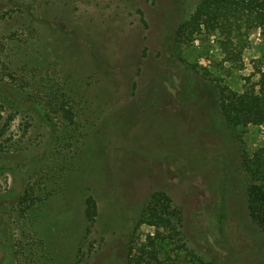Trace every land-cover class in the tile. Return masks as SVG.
<instances>
[{
    "label": "rangeland",
    "instance_id": "rangeland-1",
    "mask_svg": "<svg viewBox=\"0 0 264 264\" xmlns=\"http://www.w3.org/2000/svg\"><path fill=\"white\" fill-rule=\"evenodd\" d=\"M198 1L0 0V264H127L159 191L188 240L169 264H264L242 164L264 125L242 138L226 121L205 77L224 58L215 37L177 39ZM249 42L242 69L222 67L239 93L264 69V41ZM38 183L44 198L19 205Z\"/></svg>",
    "mask_w": 264,
    "mask_h": 264
},
{
    "label": "trees",
    "instance_id": "trees-1",
    "mask_svg": "<svg viewBox=\"0 0 264 264\" xmlns=\"http://www.w3.org/2000/svg\"><path fill=\"white\" fill-rule=\"evenodd\" d=\"M200 34L215 37L224 55L219 75L206 69L205 77L211 82L217 81L221 111L230 127L244 138L249 127L264 125V69L257 67L255 71L260 75L259 82L251 84V79L246 78L247 87L243 93H239L224 84L222 67L229 63L232 69H242V55L250 44L251 36L259 34L264 41V0H199L194 12L179 25L176 36L182 43L183 38L188 42ZM71 103L75 105L74 100ZM64 111L68 121H73L72 111ZM242 164L251 178L247 190L249 215L264 234V146L251 156L245 152ZM52 172L55 173L54 170ZM39 187V183L27 187L21 204L35 199ZM38 193L41 198L36 197V200L40 201L44 198L41 188ZM85 205L84 217L86 223L92 226L99 216L98 202L95 197H89ZM143 225L155 229L154 234L146 235L145 242L136 237ZM183 228L182 210L174 207L166 192H155L140 213L138 226L130 241L127 264L173 262V255L178 257L179 252H185L188 247Z\"/></svg>",
    "mask_w": 264,
    "mask_h": 264
},
{
    "label": "flooded vegetation",
    "instance_id": "flooded-vegetation-1",
    "mask_svg": "<svg viewBox=\"0 0 264 264\" xmlns=\"http://www.w3.org/2000/svg\"><path fill=\"white\" fill-rule=\"evenodd\" d=\"M1 169V168H0ZM25 196V193H24V195L22 196V198ZM22 198L20 199V202H19V205H21V206H24V204H21V201H22ZM28 203H30V200H28ZM28 203H26V204H28ZM30 205L28 204V207H29ZM22 211L23 212H25V211H29V208H22ZM11 214L9 213V214H7V217H9ZM5 229H8V227H7V225L6 226H4L3 224L1 225L0 224V233L2 232V231H4Z\"/></svg>",
    "mask_w": 264,
    "mask_h": 264
}]
</instances>
